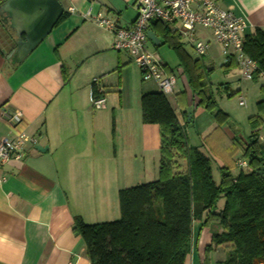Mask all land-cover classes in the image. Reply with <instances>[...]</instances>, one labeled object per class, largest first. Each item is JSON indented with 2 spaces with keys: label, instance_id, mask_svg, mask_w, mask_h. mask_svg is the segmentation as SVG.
<instances>
[{
  "label": "crops",
  "instance_id": "1",
  "mask_svg": "<svg viewBox=\"0 0 264 264\" xmlns=\"http://www.w3.org/2000/svg\"><path fill=\"white\" fill-rule=\"evenodd\" d=\"M59 1L65 13L71 6L79 11L68 13L21 63L5 60L1 49L10 51L9 44L3 46L0 36V140L21 132L38 140L22 162L0 163V264H90L82 238L73 231L75 218L89 226L118 220V192L158 176V127L143 124L140 107L142 94L157 92V87L144 85L130 57L112 50L108 30L82 18L90 9L93 17L101 13L119 26L130 25L136 17L134 0ZM215 1L246 20V36L257 29L264 33V0ZM150 32L160 45L162 38L152 28ZM197 38L210 43L204 57L215 53L222 58L221 67L228 62L207 33L198 31ZM159 45L146 43L174 76ZM200 62L206 69L205 91L227 114L226 122L197 106L179 59L182 87L175 85L167 100L188 145L237 176L240 170L233 171L253 133L264 147V93L259 89L264 77L246 80L233 67L220 70L212 82L208 76L214 61ZM94 78L98 81L92 84ZM92 91L105 100L99 110L92 107ZM12 112L22 114L20 125L7 122L5 115ZM257 115L262 121L250 123ZM199 226L193 223L192 249L184 264H222L226 248L214 247L206 258L211 234Z\"/></svg>",
  "mask_w": 264,
  "mask_h": 264
},
{
  "label": "trees",
  "instance_id": "2",
  "mask_svg": "<svg viewBox=\"0 0 264 264\" xmlns=\"http://www.w3.org/2000/svg\"><path fill=\"white\" fill-rule=\"evenodd\" d=\"M66 17L64 12L57 24ZM150 28L162 38L160 45H166L180 60L197 106L212 112L218 122H226L227 114L205 91L206 69L200 60L188 56L178 35L162 23L156 21ZM243 49L256 64L252 79L264 75V33L257 29L247 35ZM233 67L236 64L228 60L222 70ZM259 89L264 93V86ZM92 92L94 98L100 97ZM140 102L143 124L158 127V179L120 190V218L116 221L89 226L75 218L73 231L82 238L90 264H184L192 249L194 222L200 223L199 228H209L206 258L220 246L227 250L222 264H264V147L255 140L256 134L242 151L247 172L233 176L230 167L215 164V180L212 160L188 145L167 97L149 92L142 94ZM257 105L261 107L263 102ZM262 117H252L250 123H260ZM221 198L224 202L219 208Z\"/></svg>",
  "mask_w": 264,
  "mask_h": 264
},
{
  "label": "built area",
  "instance_id": "3",
  "mask_svg": "<svg viewBox=\"0 0 264 264\" xmlns=\"http://www.w3.org/2000/svg\"><path fill=\"white\" fill-rule=\"evenodd\" d=\"M132 3L136 17L130 25L119 26L101 13L93 17L90 9L82 18L92 21L105 31L108 30L113 36L112 50L126 53L138 68L141 80L153 82L163 96L172 95L176 79L165 72V65L159 55L146 47L149 40L147 32L156 21L176 33L181 45L190 49L197 59L203 58L210 46L209 42L197 38V32L207 33L220 53L236 64L241 77L252 80L256 64L244 53L248 25L243 17H236L230 11L221 9L215 0H134ZM66 12L75 13L71 7H67ZM258 76L264 77L263 74ZM97 81L94 78L91 83L95 84ZM92 95L93 92L89 95L93 109H101L104 98H94ZM239 105H243V102L240 101ZM5 118L9 125L17 126L21 123L22 114L12 112L5 115ZM37 141V137L25 132L18 133L11 139L0 140V163L22 162L27 150ZM236 166L242 171L247 168V163L241 160Z\"/></svg>",
  "mask_w": 264,
  "mask_h": 264
},
{
  "label": "water",
  "instance_id": "4",
  "mask_svg": "<svg viewBox=\"0 0 264 264\" xmlns=\"http://www.w3.org/2000/svg\"><path fill=\"white\" fill-rule=\"evenodd\" d=\"M63 13L59 0H5L1 3L0 36L3 46L7 43L10 49H1L5 60L18 64L25 60L50 35ZM147 37L154 45H159L152 32H147Z\"/></svg>",
  "mask_w": 264,
  "mask_h": 264
},
{
  "label": "rangeland",
  "instance_id": "5",
  "mask_svg": "<svg viewBox=\"0 0 264 264\" xmlns=\"http://www.w3.org/2000/svg\"><path fill=\"white\" fill-rule=\"evenodd\" d=\"M64 1L62 0V3H63ZM65 4V3H64ZM72 3H70V4H68V5H71ZM65 6L67 7V4H65ZM72 7V6H71ZM73 9H74V11L75 12H77V11H79L78 9H76L75 7H72ZM87 8V7H86ZM88 8H90L89 7V5H88ZM66 9V8H65ZM148 48L149 49H151L152 50V47H151V45L150 44H148ZM158 53L160 54V56L168 63V65L170 66V68H172L173 69V72H174V78L176 79V81H177V84H176V88H181L182 87V85H181V76H180V74H179V70H178V58H177V56H176V54L175 53H173V51L172 50H170L166 45H162V46H160V47H158ZM211 54H209V57H203V58H201V60L200 61H202L203 63H206V62H209L210 61V59L211 60H213L214 61V65H213V69H212V71L209 73V76H208V78L210 79V81H212V82H216V80L219 78V76H220V70H222L221 68V66H220V61L222 60V58L221 57H219L217 54V56H215V53L213 54V55H211ZM214 58V59H213ZM132 64H133V62H131ZM134 66H135V64H133ZM136 67V66H135ZM149 84V82H146V83H144V85H148ZM218 96V95H217ZM216 96V98H218ZM169 97V96H168ZM229 99H231V98H229ZM216 102V101H215ZM217 104V103H216ZM188 129V128H187ZM187 133L189 134L190 133V131H189V129L187 130ZM190 136V135H189ZM207 154V153H206ZM212 160V166H213V177H214V179L216 180V179H218V173H217V167H216V162L213 160V159H211ZM243 160H244V158H243ZM182 166H181V168H183L184 169V165L183 164H181ZM180 168V167H179ZM234 169V168H233ZM237 169V170H236ZM236 169L233 171L234 173L235 172H237V171H239L238 170V168L236 167ZM247 168H245V169H243L242 171L243 172H247ZM158 179V176H156L155 175V177H153L152 179H143V183H148V182H153V181H156ZM223 202H224V199L223 198H221L219 201H218V206H222L223 205ZM118 215V214H117Z\"/></svg>",
  "mask_w": 264,
  "mask_h": 264
}]
</instances>
